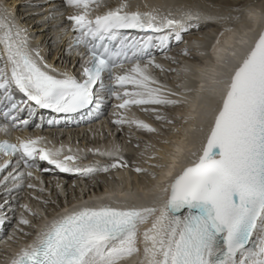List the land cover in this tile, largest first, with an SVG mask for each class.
<instances>
[{
	"label": "snow or ice",
	"instance_id": "1",
	"mask_svg": "<svg viewBox=\"0 0 264 264\" xmlns=\"http://www.w3.org/2000/svg\"><path fill=\"white\" fill-rule=\"evenodd\" d=\"M65 5L73 9L66 16L71 34L55 24L54 31L62 33L55 42L68 37L69 52L81 55L79 75L50 63L19 21V6L0 0V131H25L35 115L33 104L71 115L98 109L107 95L120 101L117 109L140 108L161 124L157 128L125 112L117 114V126H135L160 137L170 131L179 139H160L169 150L145 146L152 151L147 168L132 169L143 178L135 190L129 180L127 190L121 183L95 202L54 210L42 224L22 216L19 224L34 232L19 229L30 241L9 264H264V8L249 5L244 11L252 23L237 29L232 25L241 17L232 13L240 9L225 11L210 0L181 4L175 11L146 0L135 5L119 0L114 7L110 0H61L60 7L54 0H29L25 7L46 25L50 17L64 16ZM193 21L221 26L211 45L214 61L201 72L198 87L186 83L182 91H174L153 75L152 68H164L151 49L164 51L172 39L182 42V33L199 28L189 23ZM132 30L147 35L130 37ZM225 33L230 35L222 44L219 37ZM183 55H189L187 49ZM188 107L195 115L161 112ZM25 109L29 119L20 118ZM43 141L31 136L0 141V155L9 158L0 172L16 157L15 167L0 183L11 177L19 188L25 176L33 178V169L90 177L129 167L118 146L89 150L110 158V164L81 167L71 148L65 153L63 146L49 148ZM38 161L47 167H39ZM21 164L26 171L17 173Z\"/></svg>",
	"mask_w": 264,
	"mask_h": 264
},
{
	"label": "bare ground",
	"instance_id": "2",
	"mask_svg": "<svg viewBox=\"0 0 264 264\" xmlns=\"http://www.w3.org/2000/svg\"><path fill=\"white\" fill-rule=\"evenodd\" d=\"M59 1L61 2V0H59ZM216 1H218V0H216ZM118 2H119V0H118ZM118 2L116 1L115 3H111V6L113 4H114L113 7L116 6V4ZM143 2H145V0H138V2L135 4H138V3L142 4ZM146 2L150 6H153V5L161 6L163 4V5H166L167 8L172 7L174 11H175V8L177 6L182 4V2L174 4L173 0H146ZM192 2H194V0H190V3H192ZM249 5H254L256 10L260 11L262 8H264V0H248L247 2H241L240 0H227L225 2V4L223 5V8L225 11L229 10L230 8L240 9V11H235L232 13V15H234V16L239 15L241 17L240 22L233 24L232 25L233 27H235L237 29H241L242 27L248 26L252 23L248 19L246 11H244V9H246ZM167 8H164V10L167 11ZM100 11H104V9H100ZM175 18H179V15L175 16ZM65 19H64L63 23L65 25H67L66 29L69 31V35H70L71 34L70 23L65 21ZM28 20H29V18H28ZM189 23H198L199 24L198 29L195 27H191L188 32L182 33L183 37H186L185 35L190 36L189 39H186V41H189V44L186 43L183 45L182 48H178L179 42L172 39L170 41L169 46L164 51H161V50L156 49V48L151 49L152 54L155 56V62L157 64H160L164 68V71H160L159 69L152 68L155 72L154 75H157L158 73H160V75H162L161 72L166 73V76L168 74L169 78H168L167 87L173 89L174 91H182L183 90L182 86H184L186 83L189 86L198 87L201 72L203 70L209 69L211 67V64L209 63V61H214V54L212 52L211 45L217 39L219 31H222V28L220 25H218L214 22H211V21H207V22L206 21H199V22L193 21V22H189ZM39 30L40 29H38V30L36 29L35 31H39ZM129 35H130V37L140 38V37L147 35V33H142L139 31H134V32L131 31V32H129ZM229 35L230 34L225 33V36L219 37L222 44H223V41L225 39H227ZM46 36L47 37L42 38L44 40V43L42 41L41 42L48 46V44H49L48 35H46ZM37 37L39 38V37H41V35H38ZM65 41H67V43H65ZM61 43H62V45L57 46L54 53L53 52L52 53L43 52L42 54L45 56V58L50 63H55L57 60H60V58H61L60 63L59 62L57 63L58 66L66 67L68 70L77 73L78 69L73 68V64L78 63V61L80 60V54H78L77 50H72L71 52H69V50H68V37H65L63 40H61ZM197 45H199L200 47H197ZM169 49H172L171 54L162 55V54H165V52H167V50H169ZM185 49H187L189 52L188 56L183 55V51ZM200 52H207V56H201L199 54ZM173 54H175V57L177 59H179L180 62H176L177 59H175L174 63L172 61L169 62L168 58H174L172 56ZM177 56H179V57H177ZM63 60H64V63H63ZM186 69H189L190 71H185ZM178 85H180L181 87L178 88L177 87ZM16 98L21 99L22 97L19 93H17ZM193 100H195L194 94H193ZM115 102L117 104L120 103V101H118V100H116ZM102 105H104L103 101H102V103L98 109L94 107L90 111L84 110L81 113L65 115V114H61V113H54L49 109L37 108L33 104L31 106L35 109V115L30 119L29 126L26 129V130H28V132L27 131L13 132V133L6 136L5 133L2 131L3 134L2 133L0 134V140L5 139L7 137V138H12L11 139L12 142H16L17 136H21V137L31 136L33 138L43 137V138H45L43 143L45 144V146H47L49 148H53V147L54 148H60L61 146H63L65 153H67L68 148H71L72 153L76 154L80 157V159L78 160V163L80 162V164H82L81 167L93 166V165L98 166L101 164H98L99 161H95V158L98 160L97 157H101V158L104 157V159H105L106 156L94 155L92 151H89L90 149H92V150L100 149L101 151H105V150H109V149H112V148L118 146L121 150L120 154H125L122 151L124 148V144L122 142L125 143L126 141L127 142L129 141V143H131L132 138L129 136H123L121 134V132L119 131L120 126H117L116 124L113 123V121L117 118V114L126 112L127 115H129V116L134 115L136 118L142 119L145 122L152 124L154 127H157V128L161 127L160 122L156 121L154 116L150 115V116H148L149 117L148 118L147 115L145 114V112H143L140 108H138V109L140 110L141 113H144L143 114L144 117L142 116V114H139V112H137L136 107H133L131 109V111L129 112L127 110L117 109L116 106H114L112 108L110 107L109 109H107L106 110L107 113H106V115H104L105 109L102 111V113L100 111H98L102 107ZM162 110H165L166 111L165 113H168L170 116H174L177 113H181L184 115H189V114L195 115V112L192 111V109L190 107L184 108V109H162ZM22 113H23V116L26 117V119H29L27 109H25V111ZM1 114L2 113H0V115ZM102 117H105L103 119V121H102ZM22 119H24V118H22ZM49 120H55V121H57V123L49 124L48 123ZM36 125H40V127H36ZM184 127L190 128L191 125H187ZM36 128L38 130H44V131L41 134H38V131H35ZM104 128H106L108 132L110 131L109 137L106 136L107 138H102V139H100V137H98L96 141L90 140V138L93 135H95V134L100 135L101 133H103ZM120 130L123 131V127ZM29 131H32V132H29ZM162 131H163V129H162ZM180 135L181 136L183 135V131H181ZM164 137L167 139H173V140L179 139V137L173 136L170 131L167 132ZM138 138H141V140H145V141L149 142V144L155 145L157 148L165 147V150H169V149H167L166 146H163L159 143L160 140H157V139L155 140V138H156L155 134L147 133L145 131H141ZM46 139H48L49 141H47ZM51 139L52 140L55 139L56 142L54 143ZM77 140H81V142H80L81 151L80 152H79V150L77 151V147L79 146V143H76ZM134 140H135V138H134ZM132 142H135V141H132ZM142 143L144 144L145 142H142ZM75 144H77V145H75ZM145 152L147 154H150V152H148V151H145ZM131 157L132 156H130L129 154L128 155L126 154V156H124L125 160H127L129 162L128 168L116 169V170H112L110 173H108L107 176H108L109 180H107V181L108 182L110 181V183L109 184L105 183V185L103 183L99 182L100 180L97 179V176H100L98 178L104 179L105 175L104 176L102 175V174H104L103 172L98 173L92 177L90 176L91 179L89 180L88 176H78L75 174L60 173L58 170H54V171H50V172H42V171L37 172L35 169H33L32 170L33 175L36 177V179H33L34 185L37 187H40V188H38L40 190H41V187H43V185H44L45 190H43V191H48L49 196H51L53 199L56 196V198H58L57 201H59V203H60V206L58 208L48 207L50 211H44L42 205H40L38 203L31 202V201L29 204L25 201L26 204H29L28 206L30 208L34 209L33 212L40 211L43 214L40 216L39 215L40 213H39L38 214L39 218L37 219V221H35V219H34L33 223L34 224H42L44 222L43 217L45 215H47L49 218H51V216L56 214V212L54 210L59 211V210H62V208H64V207L70 208L73 204L82 203L84 200H89L90 202H95L97 197H103L105 195L106 190L111 191L114 187H116L117 185H119L121 183H123L124 189L127 190L128 186H129V180L131 181V178H132L131 170H130V172L128 170L129 168H133V161L131 162V159H132ZM6 159H9V158L8 157L5 158L4 156L0 155V164H2L3 161ZM101 160H103V159H101ZM104 162H105V160H104ZM37 163H38L39 167H41V168L47 167L46 163H44V162L38 161ZM15 164H16V157L14 158V161H12L9 164V167L6 168L5 170L6 171L8 170V172L11 171V169H12L11 167H15ZM136 166H141V167L147 168L148 164L147 163H143V164L141 163L139 165L136 164ZM5 170L3 172H0V180L3 179V178L1 179V177L4 176V174L6 172ZM24 170L25 169L23 167V164H21L20 167L17 169V171H19V172L24 171ZM132 173H133V171H132ZM133 174H134L133 178L136 179V182L134 184L131 183V185H132V188L135 190L136 188L142 186L143 178L138 177L135 172ZM92 179L95 180V182H94L95 184L92 182L93 181ZM137 180H140L141 184H137ZM15 182L16 181H12L11 179H9L8 183L7 182L6 183L4 182V184L0 183V192H1L0 193V200H1V198L4 199L5 195L7 196V194H9L8 197H10L11 193H14L17 190H19V188L15 187ZM58 184L60 185V187H57ZM74 186H76L75 188H77V187L78 188L75 190ZM23 187L27 188L25 185ZM69 188H73L72 190L74 191V193H77L78 196L75 194L76 198L74 197V199H72V201L66 202L64 193L67 190H69ZM35 189H37V188H33L32 191H30V193H35ZM57 189L60 191L61 195L59 193H57ZM5 190H6V192H4ZM40 190H38V191L36 190V193L39 194ZM8 191H12V192L8 193ZM70 193H71V190H70ZM38 194H37V196H40ZM28 197H27V199H28ZM42 198H43V196H42ZM60 198L62 200L64 198L65 202L62 201V203H61ZM45 199H48V198H45ZM0 206H2L1 202H0ZM11 206H12L11 204L3 205L2 207H0V211L3 210L5 212V211H7V208H10ZM27 214L23 213V217H25L26 219H29L30 218L29 212H27ZM31 232H34V229H31ZM0 234H1V232H0ZM21 237H23V236L21 235ZM23 238H25V241H30V238H28V237H23ZM23 240L24 239H19V241L16 244L10 243L11 245L9 247H7L6 250H4V249H3L4 251L2 250L4 252L3 254H1V252H0V264H9V258L12 256V254H14L18 250V248L20 246L23 245Z\"/></svg>",
	"mask_w": 264,
	"mask_h": 264
},
{
	"label": "rangeland",
	"instance_id": "3",
	"mask_svg": "<svg viewBox=\"0 0 264 264\" xmlns=\"http://www.w3.org/2000/svg\"><path fill=\"white\" fill-rule=\"evenodd\" d=\"M116 1L118 2V0H110V4L111 3H115ZM133 1L132 2L134 4L138 2V0H133ZM173 1H174V4L175 3H180V2H182V4L190 3V0H184V1L183 0H173ZM226 1L227 0H218V1H216V0H210V2H214V3H217L218 5H222V6L225 4ZM240 1L241 2H247L248 0H240ZM28 3H29V0H11V4L13 5V8L14 9H15L16 6H19V11H18L19 21L22 24H24L26 27L29 28L32 37L34 36L33 37L34 45L35 44H39L41 46V48H42V53L43 52H45V53H47V52L52 53L53 52L54 53L56 47L59 46V45L60 46L62 45L61 40L59 42H55L56 41V38H57V35H59V34L61 35L62 33H58L56 31H54V25L55 24H59V25H62V27L64 29H66L67 28V25H65L63 23V21L66 18L67 14H70L73 11V9L67 7L66 5L63 6V7H61V11L64 12V16L63 17H50L48 23L46 25H44L43 22L39 19V17H37V16H35L33 14V11L34 10L25 7V5H27ZM54 3L56 4L57 7H60L61 6V2L59 0H54ZM28 18H29V20H28ZM65 21H67V19H65ZM36 29L37 30L40 29V30L39 31H35ZM38 35H41V37L38 38L37 37ZM46 35H48V40H49L48 46L46 44H43L44 43V40L42 39L44 37H47ZM185 36L186 37H183L182 42H179V47L178 48H182L183 45L186 44V43L189 44V41H186V39H189L190 36H188V35H185ZM65 43H67V41H65ZM171 51H172V49H169V50H167V52H165V54H162V55L171 54ZM172 56L174 58H168V59H169V62L172 61L174 63L175 62V59H177V58L175 57V54H173ZM177 57H179V56H177ZM60 60H61V58H60ZM60 60H57L55 62V64H57L58 62L60 63ZM176 62H180L179 59H177ZM63 63H64V60H63ZM151 71H152V73L154 75L155 74L154 70L152 69ZM161 74L162 75H160V73H158L155 76H156V78L159 81H162V83L167 86L168 81L166 82V79L169 78V76H168V74L166 76V73H162L161 72ZM161 76L163 77L162 78L163 80H160L159 79V77H161ZM164 82H166V83H164ZM17 99L19 100L20 98H17ZM115 101H116V99H114L113 102L112 101H108V100H104V102L106 104V109H108L110 107V105H112V104L117 105V103ZM112 107H114V106H112ZM136 110H137V112H139V114H142V116L144 117V115H143L144 113H141L138 108ZM161 112L162 113H165L166 111L161 109ZM104 113H105L104 115H106L107 111L104 110ZM145 114L147 115V117L150 116V115L151 116H154L152 113H145ZM166 114L169 115L168 113H166ZM102 121H103V119H102ZM122 127H123V131L120 130ZM119 131L121 132V134L123 136H129V137L132 138L131 139V143H129V141L128 142L126 141L125 143L122 142L124 144V148H123L122 151L125 154H121V155L123 157L126 156V154L127 155L129 154L130 156H132L131 157L132 158L131 159V162L133 161V168L136 166V164L139 165L141 163L142 164L145 163V160L147 159V156L149 155V154H147L145 152L146 151L145 146L146 145H149V142H147L145 140H141V138H138L139 134L143 130L137 129L135 126H129V125L125 124L123 126H120ZM109 134H110V131L108 132L107 129L104 128L103 133H101L100 135H98V134L93 135L90 138V140L91 141L92 140H95L96 141L98 137H100V139L107 138L106 136L109 137ZM155 137H156L155 140L156 139L157 140H160L162 138H165V137L157 136L156 134H155ZM134 138H135V140H134ZM46 140L49 141L48 139H46ZM52 141L54 143L56 142L55 139H53ZM132 141H135V142H132ZM80 142H81V140H77V142H76V143H79V146L77 147V151L79 150V152L81 151ZM142 142H145V143L143 144ZM75 145H77V144H75ZM137 145H139V147H137ZM147 151L151 153L152 149H148ZM141 153H143V155H141ZM97 158H98V160L95 158V161H99L98 164H101V165H98V166H104V165L110 164L112 162V160L110 158H108V157H106L107 159L106 158L104 159V157H102V158L101 157H97ZM100 158L103 159V160H101ZM104 160H105V162H104ZM79 165L82 166V164H80V162H79ZM11 168H13V167H11ZM133 168H129L128 170H129V172L131 170V174H132L131 183L134 184L136 182V179L133 178L134 177L133 176L134 175L133 174L134 171L132 173V169ZM24 171H26V170H24ZM18 172L19 171H17V173ZM7 173H8V170L5 172L4 176H6ZM102 175L103 176L105 175L104 179L103 178H98L100 176H97V179L100 180L99 182L103 183L104 185H105V183L106 184H109L110 181L109 182L107 181V180H109V178L107 176L108 173H104ZM4 176H2L1 179ZM25 177L26 178L24 179V182L21 185V187H19V190H17L14 193H11L10 197H8L9 194H7V196L5 195V197L3 196L4 199L1 198V200H0V202L2 203V206L3 205H6V204H11L12 205L10 208H7V211H5V212L3 210L0 211V225H1L0 226V232H1V234H0V236H1L0 237V252H1V254H3L4 253L3 251L6 250V248L11 245L10 243L16 244L19 241V239H22L24 237L23 234H22V232L19 231V229H23L24 232H31V229H33V228L29 227V226H25V225H20L19 224V220L23 216V213L24 214L25 213L27 214V211L25 212V209H24L23 205H27L28 206L30 204V201H31V202L38 203V204L42 205L44 211H50L48 207L58 208L60 206V203H59V201H57L58 198H56V196L54 197V199H55L54 200L51 196H49V192L48 191H43L42 192L40 189H38L40 187L35 186V188H37V189H35V193H30V191H32L33 188H28L27 187V184L29 182L33 183L34 182L33 179H36V177L33 175V178L31 180H29V178H27V176H25ZM91 177L90 178L88 177V179L90 180ZM9 179L12 180L11 177H9ZM9 179L7 181H4V182L5 183L6 182L8 183ZM92 180H93L92 182L94 183L95 180L94 179H92ZM4 182L2 184H4ZM17 183H19V181H16L15 182V184H17ZM24 185L27 188L23 187ZM75 187L76 186H74V189L76 190L78 187L77 188H75ZM41 189L45 190L44 189V185H43V187H41ZM72 189L73 188H69V190H67L66 193H64L66 202L67 201L68 202L69 201H72V199H74V197L76 198L75 194L78 196V194L77 193H74V191ZM36 190L37 191L40 190L39 194L36 193ZM70 190H71V193H70ZM4 192H6V190ZM10 192H12V191H8V193H10ZM37 194L40 195V196H37ZM42 196H43V198H42ZM27 197H28V199H27ZM45 198H48V199H45ZM65 199L63 198V200H62L60 198L61 203H62V201L65 202L64 201ZM25 201L27 203H29V204H26ZM45 201H47V204L44 203ZM2 206H0V207H2ZM28 208L31 209L32 212L34 211V209L30 208L29 206H28ZM35 212L38 213V214L40 213L39 214L40 216L43 215L42 212H40V211H38V212L35 211ZM39 215H38V217H39ZM29 216H30V218L28 220H30L32 222V224H34L33 223V220L34 219H35V221H37V219H38V217H33L30 214H29ZM21 235L23 237H21ZM9 237H14V239L9 240Z\"/></svg>",
	"mask_w": 264,
	"mask_h": 264
}]
</instances>
